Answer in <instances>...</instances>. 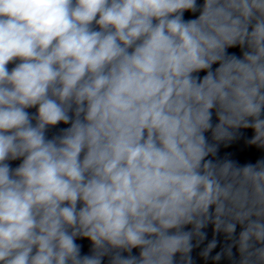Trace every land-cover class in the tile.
Wrapping results in <instances>:
<instances>
[{
	"label": "clouds",
	"instance_id": "clouds-1",
	"mask_svg": "<svg viewBox=\"0 0 264 264\" xmlns=\"http://www.w3.org/2000/svg\"><path fill=\"white\" fill-rule=\"evenodd\" d=\"M241 129L264 151V0H0V264H195L209 225L264 264Z\"/></svg>",
	"mask_w": 264,
	"mask_h": 264
}]
</instances>
